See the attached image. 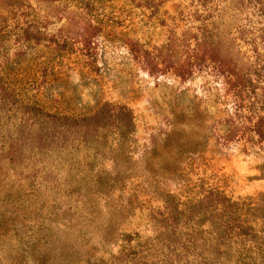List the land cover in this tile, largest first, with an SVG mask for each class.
I'll list each match as a JSON object with an SVG mask.
<instances>
[{
  "label": "rangeland",
  "instance_id": "374dc122",
  "mask_svg": "<svg viewBox=\"0 0 264 264\" xmlns=\"http://www.w3.org/2000/svg\"><path fill=\"white\" fill-rule=\"evenodd\" d=\"M0 264H264V0H0Z\"/></svg>",
  "mask_w": 264,
  "mask_h": 264
}]
</instances>
